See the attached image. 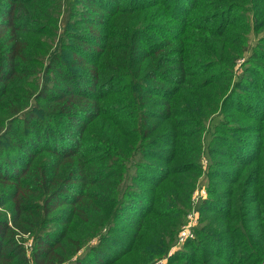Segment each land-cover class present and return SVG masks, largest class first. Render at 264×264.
Returning a JSON list of instances; mask_svg holds the SVG:
<instances>
[{"label":"trees","instance_id":"obj_1","mask_svg":"<svg viewBox=\"0 0 264 264\" xmlns=\"http://www.w3.org/2000/svg\"><path fill=\"white\" fill-rule=\"evenodd\" d=\"M259 70L264 0H0V264H264Z\"/></svg>","mask_w":264,"mask_h":264},{"label":"rangeland","instance_id":"obj_2","mask_svg":"<svg viewBox=\"0 0 264 264\" xmlns=\"http://www.w3.org/2000/svg\"><path fill=\"white\" fill-rule=\"evenodd\" d=\"M256 40H257V38L253 35V33L249 35L250 47H252L256 43ZM247 57H248V54L246 53V54H244L239 59L238 64H237L238 66L236 67V71L238 70L237 71V75L235 74V78H234L233 81H237V79H238L237 76L241 74L240 68L243 69V66L245 65L244 63H245V60L247 59ZM241 65H242V67H241ZM249 65H250L249 67L252 66L251 64H249ZM260 73L262 74L264 72H261L260 71ZM255 79L257 80V78H255ZM255 81L253 79L251 80V82H253V84H255L254 83ZM240 91L242 92V94L245 93L248 96V98H251L252 99L251 103L249 104L252 107V109L260 108L262 106V104H263V98H264V91L263 92L261 91L260 94H257V87L256 88L247 89L246 86L244 88H242ZM234 103H238L243 108H245L248 105V102H246L245 99L234 98V99H232V102H228L227 103V107L228 108H231V106ZM220 119H221L220 117L213 116L211 119H209V120H212V122H210V126L212 124L214 125L215 123H218L220 121ZM206 128H208V127H206ZM205 147H206V144H205V142H203V151L201 152L202 155L200 157L201 158L200 159L201 160V167H202L203 171L206 170L207 166L209 167L211 165L210 162H208L209 160L207 159L206 153L204 151L205 150ZM197 181H198V183H197V189H204L205 192H206V197H208V196L211 197V192L213 191V189H209L210 179L207 178L206 176H201L200 178H198ZM219 189H222V187L219 188ZM190 209H191V207H190ZM189 212H190V210L187 212V214ZM186 215H185V217H186ZM185 217H183V221L185 220ZM198 221H199V219H198ZM197 227H201V225L198 222H197L195 228H197ZM177 236H178V233H177ZM177 236H176L175 244H176V241H177ZM191 240H193L192 243H194V245H195L198 242L199 238L196 237L195 234L193 233V238ZM25 243L26 244H28V243L31 244V248L28 249V253H30V251L32 250V238H31V240L25 241ZM179 250L183 252L184 248L182 247ZM186 250H188V249H186ZM173 252L174 251H171L169 254H172ZM171 263L172 264H179L181 262H176L175 261V262H171Z\"/></svg>","mask_w":264,"mask_h":264},{"label":"built area","instance_id":"obj_3","mask_svg":"<svg viewBox=\"0 0 264 264\" xmlns=\"http://www.w3.org/2000/svg\"><path fill=\"white\" fill-rule=\"evenodd\" d=\"M206 197V192L204 189H196L191 197V209L190 212L186 215L185 220L182 224V226L179 229L178 232V236H177V241L175 246L172 248L171 251H174L178 248H180L181 246H183V244L187 241V240H191L193 238V233H194V229L195 226L198 222L199 219V215H198V211L196 210V206L199 203V201L201 199H204ZM25 247L27 249L31 248V244H26L25 243ZM166 258L160 259V260H156L151 264H166Z\"/></svg>","mask_w":264,"mask_h":264}]
</instances>
